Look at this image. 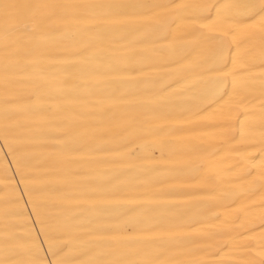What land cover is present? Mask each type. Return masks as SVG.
I'll return each mask as SVG.
<instances>
[{
  "label": "bare ground",
  "instance_id": "1",
  "mask_svg": "<svg viewBox=\"0 0 264 264\" xmlns=\"http://www.w3.org/2000/svg\"><path fill=\"white\" fill-rule=\"evenodd\" d=\"M0 264H264V0H0Z\"/></svg>",
  "mask_w": 264,
  "mask_h": 264
}]
</instances>
